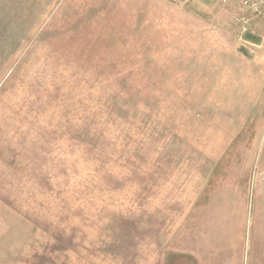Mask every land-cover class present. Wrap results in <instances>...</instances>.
Returning a JSON list of instances; mask_svg holds the SVG:
<instances>
[{
    "label": "rangeland",
    "instance_id": "1",
    "mask_svg": "<svg viewBox=\"0 0 264 264\" xmlns=\"http://www.w3.org/2000/svg\"><path fill=\"white\" fill-rule=\"evenodd\" d=\"M0 264H264V15L0 0Z\"/></svg>",
    "mask_w": 264,
    "mask_h": 264
},
{
    "label": "built area",
    "instance_id": "2",
    "mask_svg": "<svg viewBox=\"0 0 264 264\" xmlns=\"http://www.w3.org/2000/svg\"><path fill=\"white\" fill-rule=\"evenodd\" d=\"M224 1V0H223ZM239 5L255 15H264V0H237Z\"/></svg>",
    "mask_w": 264,
    "mask_h": 264
}]
</instances>
